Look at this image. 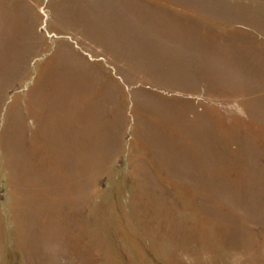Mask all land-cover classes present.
<instances>
[{"label": "rangeland", "instance_id": "1", "mask_svg": "<svg viewBox=\"0 0 264 264\" xmlns=\"http://www.w3.org/2000/svg\"><path fill=\"white\" fill-rule=\"evenodd\" d=\"M237 254L264 264V0H0V264Z\"/></svg>", "mask_w": 264, "mask_h": 264}, {"label": "clouds", "instance_id": "2", "mask_svg": "<svg viewBox=\"0 0 264 264\" xmlns=\"http://www.w3.org/2000/svg\"><path fill=\"white\" fill-rule=\"evenodd\" d=\"M202 258L204 261L206 262H210L211 261V254L210 253H207V252H204L202 254ZM244 256L243 255H240V254H237L235 257H234V262H238V264H243V261H244Z\"/></svg>", "mask_w": 264, "mask_h": 264}]
</instances>
